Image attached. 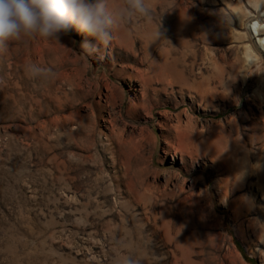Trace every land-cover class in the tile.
<instances>
[{
	"label": "rangeland",
	"instance_id": "374dc122",
	"mask_svg": "<svg viewBox=\"0 0 264 264\" xmlns=\"http://www.w3.org/2000/svg\"><path fill=\"white\" fill-rule=\"evenodd\" d=\"M145 2L0 53V264H264V0Z\"/></svg>",
	"mask_w": 264,
	"mask_h": 264
},
{
	"label": "clouds",
	"instance_id": "9594fccd",
	"mask_svg": "<svg viewBox=\"0 0 264 264\" xmlns=\"http://www.w3.org/2000/svg\"><path fill=\"white\" fill-rule=\"evenodd\" d=\"M117 15L121 19L133 15L147 17L150 9L145 0H124L119 13L109 11L107 0H0V53L7 51L10 42L24 37L60 39L72 27L91 38L84 40L81 48L95 52L100 45L110 43ZM217 16L220 26L232 23V18L227 15ZM160 29L159 24L153 33L154 42L168 41ZM24 72L29 79L37 81H47L55 76L52 68L35 63L25 65ZM248 199L245 197L246 202ZM115 264L141 262L132 255H121Z\"/></svg>",
	"mask_w": 264,
	"mask_h": 264
},
{
	"label": "bare ground",
	"instance_id": "6f19581e",
	"mask_svg": "<svg viewBox=\"0 0 264 264\" xmlns=\"http://www.w3.org/2000/svg\"><path fill=\"white\" fill-rule=\"evenodd\" d=\"M260 14L261 13H258V10L256 9V10H254L253 14H251V16H255L257 21H259V23H260L254 29H255L256 36L259 37V39H258L259 43L264 46V42H263L264 41V18L262 17L263 15L262 14L260 15ZM249 28L251 29V27H249ZM254 68L256 69V71H260V69H261L259 66H254ZM260 82H261L260 86L264 87V79L261 80ZM257 93H258V91H255V94H257ZM223 97L227 98L226 95H224ZM221 158H222V160L224 159L222 156H221Z\"/></svg>",
	"mask_w": 264,
	"mask_h": 264
}]
</instances>
